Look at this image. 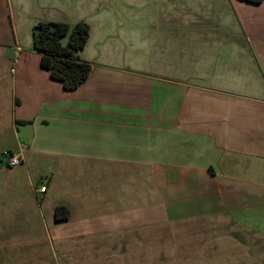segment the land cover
Masks as SVG:
<instances>
[{"label": "crops", "instance_id": "0c3cea01", "mask_svg": "<svg viewBox=\"0 0 264 264\" xmlns=\"http://www.w3.org/2000/svg\"><path fill=\"white\" fill-rule=\"evenodd\" d=\"M39 21L89 23L78 88ZM0 264H264V0H0Z\"/></svg>", "mask_w": 264, "mask_h": 264}, {"label": "trees", "instance_id": "16d2710c", "mask_svg": "<svg viewBox=\"0 0 264 264\" xmlns=\"http://www.w3.org/2000/svg\"><path fill=\"white\" fill-rule=\"evenodd\" d=\"M246 1L260 3L263 0ZM89 35L90 25L86 21L74 24L39 21L33 28L34 48L41 53V65L67 90L78 88L90 75V63L81 60L78 55L86 46ZM55 216L58 220H67L70 211L68 207L59 205L55 209Z\"/></svg>", "mask_w": 264, "mask_h": 264}, {"label": "built area", "instance_id": "2783aa9c", "mask_svg": "<svg viewBox=\"0 0 264 264\" xmlns=\"http://www.w3.org/2000/svg\"><path fill=\"white\" fill-rule=\"evenodd\" d=\"M16 62H17V58H15V60H14V65L16 64ZM11 71L12 72L15 71L14 66L11 68ZM24 150H25V146H23L22 150L20 152H18V153H13L11 151H4V155L7 157V160H8L7 161V165L8 166H15V165L20 164L23 161V159H24ZM47 188L48 187H47V184L45 182L43 185H41L37 189V191L39 193L44 194V193L47 192Z\"/></svg>", "mask_w": 264, "mask_h": 264}]
</instances>
